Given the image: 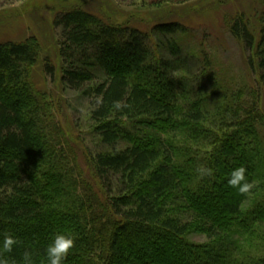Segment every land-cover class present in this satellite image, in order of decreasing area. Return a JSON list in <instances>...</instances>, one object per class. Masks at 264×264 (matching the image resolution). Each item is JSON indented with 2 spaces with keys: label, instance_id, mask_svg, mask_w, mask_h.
<instances>
[{
  "label": "trees",
  "instance_id": "obj_1",
  "mask_svg": "<svg viewBox=\"0 0 264 264\" xmlns=\"http://www.w3.org/2000/svg\"><path fill=\"white\" fill-rule=\"evenodd\" d=\"M52 23L57 64L37 37L0 41V234L20 241L9 264L25 250L46 264L57 233L75 240L64 264H264V7L225 15L214 33L74 3ZM228 34L244 70L220 56ZM56 82L88 101L104 150L72 140ZM239 166L247 194L227 184Z\"/></svg>",
  "mask_w": 264,
  "mask_h": 264
},
{
  "label": "rangeland",
  "instance_id": "obj_2",
  "mask_svg": "<svg viewBox=\"0 0 264 264\" xmlns=\"http://www.w3.org/2000/svg\"><path fill=\"white\" fill-rule=\"evenodd\" d=\"M75 5L90 6L95 12L117 22L135 23L151 27L159 19L178 20L191 28L220 29L223 17L235 12L254 13L264 7V0H0V41H23L37 37L48 53L58 63L60 29L52 20L57 10ZM194 5H197L194 7ZM194 7V8H193ZM220 56L237 70H244L242 48L229 34ZM45 87L52 88L51 78H46ZM50 84V85H49ZM56 113L60 123L72 136L82 141L83 153L94 154L105 149L95 132L88 101L82 95L59 83L53 85ZM74 148H77L72 142ZM197 242L206 239L200 234H190Z\"/></svg>",
  "mask_w": 264,
  "mask_h": 264
},
{
  "label": "clouds",
  "instance_id": "obj_3",
  "mask_svg": "<svg viewBox=\"0 0 264 264\" xmlns=\"http://www.w3.org/2000/svg\"><path fill=\"white\" fill-rule=\"evenodd\" d=\"M102 103L103 101L101 98L96 99L97 105ZM127 107L128 104L126 102L117 100L113 103V108L116 111H121ZM196 172L201 179L213 175V170L206 166L198 167ZM246 172L247 169L244 166L232 169L227 176L228 186L235 189L240 194L249 193L254 185L249 181ZM19 243V239L10 232L0 234V264H9L8 259H6V254L11 253L14 247L18 246ZM74 244L75 240L72 236L65 233L55 234L44 250L46 264H64ZM20 264H36L31 251H24Z\"/></svg>",
  "mask_w": 264,
  "mask_h": 264
}]
</instances>
